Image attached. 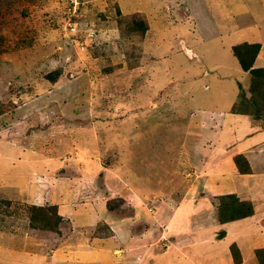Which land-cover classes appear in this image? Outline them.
Returning <instances> with one entry per match:
<instances>
[{
	"label": "rangeland",
	"instance_id": "1",
	"mask_svg": "<svg viewBox=\"0 0 264 264\" xmlns=\"http://www.w3.org/2000/svg\"><path fill=\"white\" fill-rule=\"evenodd\" d=\"M222 2L0 0V232L29 228L38 201L26 194L31 174L67 175L89 161L95 171L126 174L117 176L127 188L135 169L168 175L193 106L227 110L246 95L251 75L214 34ZM260 100L256 117H264ZM108 176L97 182L108 181L110 207H118L125 186ZM179 183L164 189L187 190ZM50 201L42 212L54 219ZM258 252L248 264H264ZM16 255L0 250V264H32Z\"/></svg>",
	"mask_w": 264,
	"mask_h": 264
},
{
	"label": "crops",
	"instance_id": "2",
	"mask_svg": "<svg viewBox=\"0 0 264 264\" xmlns=\"http://www.w3.org/2000/svg\"><path fill=\"white\" fill-rule=\"evenodd\" d=\"M214 11V34L221 50L237 59L234 46L259 44L254 68H264V41L259 36L264 31V0H223ZM234 36L240 39L237 44L232 43ZM238 97L227 110L193 106V119L176 154V170L168 175L135 169L138 180L127 188L118 169L95 171L89 161L71 164L67 175L47 169L31 174L26 180L28 199L37 198L35 205L41 207L49 198L66 219L69 233L60 239L56 232L47 235L29 224L23 232H0V250L17 253L32 264H166L172 256V264H236L231 251L235 244L240 264H248L264 249V117H256L254 110L236 111L242 98L252 99L251 81L246 95ZM86 167L91 169L85 171ZM108 175L125 186L118 207H110L108 181L104 186L97 182ZM176 181L187 182V190L166 192L164 188ZM83 185L90 189L85 191ZM226 195L251 202L254 215L221 224L216 202ZM117 211L127 213L119 217ZM223 244L225 249H217Z\"/></svg>",
	"mask_w": 264,
	"mask_h": 264
},
{
	"label": "trees",
	"instance_id": "3",
	"mask_svg": "<svg viewBox=\"0 0 264 264\" xmlns=\"http://www.w3.org/2000/svg\"><path fill=\"white\" fill-rule=\"evenodd\" d=\"M260 50L261 45L259 44L244 43L233 47V53L237 57L242 69L251 75V92L253 94L252 99L248 101L249 104L246 102V99L244 100L242 98L240 102L242 104H240L238 109L236 108V111H242L243 109L253 111L259 105V102L261 101L260 99L264 97V68H254V62L260 53ZM240 167H242V165H240ZM220 199L222 200V203L218 206L217 213L221 224L230 223L254 215V207L251 202L241 201L234 195L222 196ZM32 210L34 214L30 216L29 223L33 229L56 232L60 235V239H64L68 235L70 226L66 222V219L58 214L56 207L52 206L54 219L48 216L45 212H42L45 210L44 207L34 206ZM42 213L47 215L49 220L46 217H42ZM62 222H65L66 225L62 226ZM231 251L235 263L240 264L241 255L235 244L232 245ZM258 251H260V254L262 252L264 253V249L257 250V253H259ZM260 254L258 255L260 256Z\"/></svg>",
	"mask_w": 264,
	"mask_h": 264
},
{
	"label": "bare ground",
	"instance_id": "4",
	"mask_svg": "<svg viewBox=\"0 0 264 264\" xmlns=\"http://www.w3.org/2000/svg\"><path fill=\"white\" fill-rule=\"evenodd\" d=\"M233 43V42H232Z\"/></svg>",
	"mask_w": 264,
	"mask_h": 264
}]
</instances>
